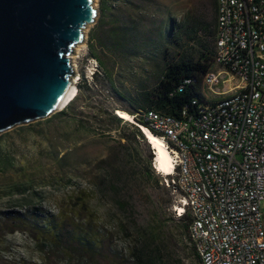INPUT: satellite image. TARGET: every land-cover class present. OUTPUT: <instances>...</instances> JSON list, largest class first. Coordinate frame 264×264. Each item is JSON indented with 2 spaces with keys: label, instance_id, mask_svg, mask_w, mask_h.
I'll return each mask as SVG.
<instances>
[{
  "label": "rangeland",
  "instance_id": "374dc122",
  "mask_svg": "<svg viewBox=\"0 0 264 264\" xmlns=\"http://www.w3.org/2000/svg\"><path fill=\"white\" fill-rule=\"evenodd\" d=\"M99 1L94 0L98 16ZM212 2L107 0L111 15L106 27L119 23L134 28L133 47L96 51L112 70L121 96L151 88L165 60L180 54L195 60L203 52L200 28L212 22ZM97 21L89 25L74 69L92 85V94L79 93L76 110L63 117L56 112L0 134V264H133L140 238L149 230L162 235L171 264H199L187 231L172 217L170 192L152 171L148 156L152 162L154 155L147 141L137 139L123 147L114 131L102 134L86 125L96 107L114 114L129 107L105 83L91 82L95 65L89 61L94 58L88 42ZM203 40L211 49L212 42ZM201 94L210 98L204 90ZM70 198L79 201L71 206ZM35 206L40 216L73 210L77 220L69 217V225L77 226L93 247L80 254L44 250L38 226L30 220Z\"/></svg>",
  "mask_w": 264,
  "mask_h": 264
},
{
  "label": "built area",
  "instance_id": "2783aa9c",
  "mask_svg": "<svg viewBox=\"0 0 264 264\" xmlns=\"http://www.w3.org/2000/svg\"><path fill=\"white\" fill-rule=\"evenodd\" d=\"M214 40L202 81L210 98H194L195 111L180 117L144 110L123 121L149 144L199 264H264V0H216ZM89 61L92 79L98 64ZM146 132L162 140L169 172L156 166Z\"/></svg>",
  "mask_w": 264,
  "mask_h": 264
},
{
  "label": "trees",
  "instance_id": "16d2710c",
  "mask_svg": "<svg viewBox=\"0 0 264 264\" xmlns=\"http://www.w3.org/2000/svg\"><path fill=\"white\" fill-rule=\"evenodd\" d=\"M109 6L110 4L107 3V0L99 1V17L96 24L98 27L89 36V56L94 58L98 64V69L91 79L93 85L97 83L108 85L110 91H113L118 97L126 101L129 107L123 109V111L128 114L131 112L139 113L144 110H156L180 117L183 110H187L188 112L195 111L192 100L194 98L202 99L203 76L211 66L214 53L216 0H213L211 6L212 22L202 24L200 28V32L204 34V37L198 43H200V49L203 52L199 53L195 60L187 54H180L172 61L165 60L160 75L151 88H144L135 96L127 97L119 94L112 76V70L102 60L99 53L96 52L97 50L100 52L108 51L110 53L126 51L127 47L131 45L132 37H134V28L132 26L116 23L106 27L111 15ZM102 28H105L104 33L101 31ZM192 33L196 35L197 30H192ZM189 37L192 38L191 35ZM203 39H209L212 42L211 49L206 40ZM131 46L133 47L134 45ZM82 91L92 94V85H88L84 75L77 84L75 99L63 110L57 112L56 115L63 117L68 112H74L78 102V94ZM95 109L96 111L86 118L87 127L102 134L114 131L116 141L123 147H126L133 140L143 139L146 141L143 133L133 123L123 121L116 113L114 114L110 111L102 112L97 107ZM80 115H82L81 112ZM122 141L124 142L122 143ZM148 159L149 163H151V154L148 156ZM17 195L19 196L20 193H17ZM69 200L71 206L75 205L76 201H79L78 198H70ZM22 203L20 200V207L23 206ZM72 211L71 209H63L57 217H53L52 215L40 216L38 214L40 210L37 209V206L33 207L32 212H30V220L38 226L37 233L39 238L37 239L44 245V250L56 249L57 251L63 250L65 253L80 254V252H86L93 247L89 239L84 236L77 226L69 225V217L70 220H77L72 216L74 214ZM177 221L182 225L183 231L186 232L188 227L187 219L183 218ZM165 247V241L159 232L146 231L140 238L139 245L133 254V264H171L170 258L165 254ZM194 256L196 257L195 253ZM196 259L198 261L197 257Z\"/></svg>",
  "mask_w": 264,
  "mask_h": 264
},
{
  "label": "water",
  "instance_id": "95a60500",
  "mask_svg": "<svg viewBox=\"0 0 264 264\" xmlns=\"http://www.w3.org/2000/svg\"><path fill=\"white\" fill-rule=\"evenodd\" d=\"M98 17L94 0H0V134L61 111Z\"/></svg>",
  "mask_w": 264,
  "mask_h": 264
},
{
  "label": "bare ground",
  "instance_id": "6f19581e",
  "mask_svg": "<svg viewBox=\"0 0 264 264\" xmlns=\"http://www.w3.org/2000/svg\"><path fill=\"white\" fill-rule=\"evenodd\" d=\"M89 26H87V28L84 31V34H86L87 30H88ZM85 40V38H84ZM84 47L83 44L81 45H77L74 49V56H70V59L72 61L73 64V68H76V59H77V55L80 54L81 49ZM76 84L73 81V85H72V90H71V94H70V99L68 100V102L66 103V105L61 108V110H63L71 101H73L75 99V92H76ZM118 114L128 120L130 119V115L128 113H126L125 111L122 110H117ZM147 138L148 140H150V144H152L153 148L155 149V164L158 167L159 170H162L163 172H169L170 168H171V156L169 155L168 151L165 149L164 144L162 142V140H160L159 138L151 135L150 133L146 132Z\"/></svg>",
  "mask_w": 264,
  "mask_h": 264
}]
</instances>
